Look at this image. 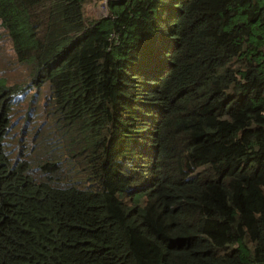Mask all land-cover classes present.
I'll use <instances>...</instances> for the list:
<instances>
[{
    "label": "trees",
    "instance_id": "obj_1",
    "mask_svg": "<svg viewBox=\"0 0 264 264\" xmlns=\"http://www.w3.org/2000/svg\"><path fill=\"white\" fill-rule=\"evenodd\" d=\"M87 1L0 0V264H264V0Z\"/></svg>",
    "mask_w": 264,
    "mask_h": 264
},
{
    "label": "rangeland",
    "instance_id": "obj_2",
    "mask_svg": "<svg viewBox=\"0 0 264 264\" xmlns=\"http://www.w3.org/2000/svg\"><path fill=\"white\" fill-rule=\"evenodd\" d=\"M109 0H88L83 6V18L86 21L92 20H100L103 18H107L111 15L109 10ZM13 58V51L11 49L10 43L7 40L1 42L0 45V75L6 77L9 81L16 80L22 70L21 67L15 68L13 65L9 64V61ZM40 105H43V100H40ZM12 114L13 125L14 127H20L21 122L19 123L18 112L17 110L13 111ZM17 114L18 116H14ZM46 112L44 111L43 107L40 109H36L33 116L34 119L38 121V123L42 124L43 126L51 125L50 118L46 119L45 117ZM29 129V127H28ZM206 231L211 233L215 236L219 241L223 242L225 238V231L222 225L208 223L206 226Z\"/></svg>",
    "mask_w": 264,
    "mask_h": 264
}]
</instances>
